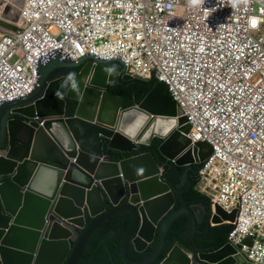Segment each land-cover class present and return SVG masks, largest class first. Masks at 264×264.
<instances>
[{"label": "water", "instance_id": "1", "mask_svg": "<svg viewBox=\"0 0 264 264\" xmlns=\"http://www.w3.org/2000/svg\"><path fill=\"white\" fill-rule=\"evenodd\" d=\"M121 67V60L89 55L71 61L57 52L40 62L30 95L0 104V264H77L92 234L124 212L132 215L121 247L126 264H153L181 216L188 218L190 250L176 244L160 264H239L232 245L210 252L194 240L201 232L197 223L212 208L206 198L189 202L184 195L198 180L190 176L191 167L204 162L210 148L191 149V128L177 120L178 105L163 84L149 94L136 93L134 106L125 108V98L108 91L119 73L134 80ZM68 99L79 103L74 116L67 113ZM156 138L164 142L158 160L144 153L118 162L106 152L127 155ZM108 200L114 208L108 209ZM177 202L180 208L171 212ZM88 216L94 217L90 223ZM235 217L217 207L212 222L222 225ZM159 226L155 250L130 259L128 247L145 252Z\"/></svg>", "mask_w": 264, "mask_h": 264}, {"label": "built area", "instance_id": "2", "mask_svg": "<svg viewBox=\"0 0 264 264\" xmlns=\"http://www.w3.org/2000/svg\"><path fill=\"white\" fill-rule=\"evenodd\" d=\"M18 31L0 38V104L33 92L39 63L121 59L165 83L212 155L201 191L231 213L229 240L264 264V0H25ZM209 188V189H207Z\"/></svg>", "mask_w": 264, "mask_h": 264}, {"label": "trees", "instance_id": "3", "mask_svg": "<svg viewBox=\"0 0 264 264\" xmlns=\"http://www.w3.org/2000/svg\"><path fill=\"white\" fill-rule=\"evenodd\" d=\"M72 81L68 80L62 89V96L66 97ZM159 83L157 79L151 81L137 79L135 81L126 82L120 76L117 80L109 85V92L116 96L125 98V107L129 108L135 104V94L142 92L149 94L152 89ZM169 95V92H167ZM79 103L75 100L68 99L69 116H74ZM163 144L162 140L156 138L151 147L143 146L144 151H151L155 156L159 155V148ZM106 152L112 154L113 160L121 161L126 157L138 154L139 151L132 154H123L121 152L111 151L107 148ZM199 168V167H198ZM184 170H181L183 172ZM196 183H193L192 189L185 194V199L192 202L196 199L203 198L200 193L195 190ZM194 199V200H193ZM109 204V209L114 206ZM180 208V203L174 207V210ZM208 215L205 216L201 223H197V228L201 231L196 234L194 240L196 244L202 248H207L209 251H215L227 243L228 234L231 230L230 225L210 227L209 233H204L208 225ZM89 223L94 220V217L89 216ZM132 221L131 213H120L106 221L101 227L92 234L83 253L77 264H126L122 258V243ZM188 228V218L181 216L176 219L166 237L163 250L159 258L153 264H159L163 261L171 249L176 245H180L185 250H190L189 240L185 235ZM160 227L157 231L156 239L153 244L143 253H137L133 246L128 248V257L134 261L142 260L148 257L154 250L158 241Z\"/></svg>", "mask_w": 264, "mask_h": 264}, {"label": "clouds", "instance_id": "4", "mask_svg": "<svg viewBox=\"0 0 264 264\" xmlns=\"http://www.w3.org/2000/svg\"><path fill=\"white\" fill-rule=\"evenodd\" d=\"M5 1H7V0H0V7L2 6V5H7L8 4V6L7 7H9V5L11 6L10 8H12V5L14 4L15 5V7H18L17 9H18V11H19V14H20V19H19V21L17 22V23H8V25H4V24H1V25H4V27H5V30H14V27L16 26L17 28H18V30H19V26L22 24V8H23V6H24V3H25V0H23L24 1V3H23V5L21 6L20 5V2H21V0H17L16 2H14L13 4H12V2H10L9 0H8V2H5ZM18 2H19V4H18ZM192 2L193 3H195L196 2V0H192ZM17 30V31H18ZM15 31V30H14ZM4 34V33H3ZM2 37V36H1ZM0 37V38H1ZM60 52H62L63 53V51H60ZM64 54V53H63ZM91 55V54H90ZM55 56V55H54ZM86 56H89V55H86ZM86 56H83V57H86ZM91 56H95V57H97L98 59H102V60H106V59H103V58H100V57H98V56H96V55H91ZM83 57H81V58H83ZM50 58V57H49ZM48 58V59H49ZM64 58L65 59H70L69 57H65V55H64ZM80 58V59H81ZM80 59H78V60H72V59H70L71 61H79ZM117 60H121V59H114V60H107V61H117ZM46 61V60H45ZM121 62H122V67H121V69H123V68H125V66H124V63H123V61L121 60ZM97 63V62H96ZM39 65H40V63H39ZM126 69V68H125ZM80 70H81V68H80ZM38 71H39V67H38ZM126 73L127 74H129L128 73V71L126 70ZM124 75L125 74H118V76H117V78H119L120 76L123 78V80H124ZM130 75V74H129ZM133 77V76H132ZM117 78H116V80H117ZM134 78V80H132V81H135V80H137V79H142V80H147V81H151L152 79H154L155 77H153L152 79H144V78H141V77H133ZM155 79H157V78H155ZM38 80H39V78H38ZM68 80H73V77H71V78H69ZM115 80V81H116ZM158 80V79H157ZM114 81V82H115ZM125 81V80H124ZM159 81V80H158ZM68 82V81H67ZM66 82V83H67ZM113 82V83H114ZM126 82H130V81H126ZM37 83H38V81H37ZM159 84H163V85H165L166 87H167V85L165 84V83H162V82H160L159 81V83L157 84V85H159ZM37 85V84H36ZM156 85V86H157ZM65 86V85H64ZM155 86V87H156ZM36 87V86H35ZM35 89V88H34ZM109 89V88H108ZM153 90V89H152ZM34 91V90H33ZM109 91V90H108ZM167 92H169V95H167L168 97H170L171 99H173V101H175L174 100V98L172 97V95H171V93H170V91H169V88L167 87ZM167 92H166V94H167ZM31 94V93H30ZM29 94V95H30ZM27 96V95H26ZM25 97V96H24ZM21 98V97H20ZM18 99V98H17ZM15 100V99H14ZM11 101H13V100H11ZM6 102H8V101H6ZM176 102V101H175ZM5 103V102H4ZM177 103V102H176ZM177 105H178V103H177ZM134 106V105H133ZM126 108V107H125ZM130 108V107H129ZM179 105H178V117H177V120H179V122H181V119H180V111H179ZM185 126V125H184ZM190 132H191V130H190ZM190 135V134H189ZM189 135H188V138H189ZM190 139V138H189ZM191 140V139H190ZM192 141V140H191ZM164 143V142H163ZM199 144H204V145H206L207 147H209L210 148V154H209V156H208V158L212 155V148L208 145V144H205V143H197V144H194L193 143V141H192V146H191V149H195L196 148V146H198ZM144 146H146V145H144ZM152 146V145H151ZM151 146H148V147H151ZM143 146H141L140 148H139V150H137V151H139V153L138 154H135V155H133V156H130V157H134V156H138V155H141V154H144V153H148V154H153L151 151L149 152V151H140V150H142L141 148H142ZM161 147V146H160ZM160 149V148H159ZM137 151H134V152H137ZM133 152V153H134ZM129 154H132V153H129ZM128 155V154H127ZM154 155V154H153ZM155 156V155H154ZM158 157H159V155H158ZM126 158H129V157H126ZM155 158L157 159V156H155ZM207 158V159H208ZM125 159V158H124ZM123 159V160H124ZM206 159V160H207ZM158 160V159H157ZM205 160V161H206ZM122 161V160H121ZM205 161L204 162H199L198 164L197 163H195L193 166H195L196 168H197V172L196 173H194V175H195V178L197 177L198 178V180L195 182L196 183V186H195V190H197L199 193H200V195L203 197V198H201V199H207L208 200V202L211 204V208H212V213H211V215H210V217H209V220H208V225L210 226V227H216V226H222L223 224H229L232 228H234L235 226L233 225V223L236 221V217H235V221H233V222H231V221H224L223 222V224L222 225H217V224H214L213 222H212V218H213V216L216 214V208L217 207H220L224 212H226V213H228L227 211H225L220 205H218V204H216V203H213V201H212V198L209 196V195H207V193H205V192H203V191H201V189H200V182H201V178H200V175H199V172H200V170L202 169V167H203V165H204V163H205ZM118 162H120V161H118ZM192 166V167H193ZM191 167V168H192ZM199 167V168H198ZM162 168V171L163 172H165L166 170H169V166H163V167H161ZM181 170H184L185 171V168L184 169H181ZM180 170V171H181ZM184 171L183 172H181V173H184ZM6 179H8V178H6ZM207 189H209V188H207ZM186 194V193H185ZM184 198H185V195H184ZM108 202L110 203V200H108ZM127 203V202H126ZM178 203V202H177ZM111 204V203H110ZM109 205V204H108ZM113 205V204H112ZM177 205V204H176ZM175 205V206H176ZM174 206V207H175ZM114 208V207H113ZM109 209V208H108ZM174 209V208H173ZM173 209L171 210V212H173ZM175 211V210H174ZM233 212H236V215H237V211L236 210H234V211H232L231 213H233ZM231 213H229V214H231ZM89 217V216H88ZM88 221H89V219H88ZM160 227V226H159ZM159 229V228H158ZM210 230V229H209ZM158 231V230H157ZM229 236H230V234L228 235V238H227V243L226 244H230V245H232L233 247H235V248H237V251H238V254L236 255V257H238V262H239V264H241V260H243V261H245L244 263H242V264H253V262L248 258V256L247 255H244L243 253H241V250H242V245H249V246H252V243H251V240L250 239H245V240H243L242 241V244H233L232 243V241H230L229 240ZM154 243V242H153ZM152 243V244H153ZM225 244V245H226ZM224 245V246H225ZM223 247V246H222ZM221 247V248H222ZM129 248V247H128ZM149 248V247H148ZM220 249V248H219ZM219 249H217V250H219ZM217 250H215V251H217ZM210 252H212V251H210ZM189 255H190V253H189ZM162 262V261H161ZM160 262V263H161ZM159 263V264H160Z\"/></svg>", "mask_w": 264, "mask_h": 264}, {"label": "rangeland", "instance_id": "5", "mask_svg": "<svg viewBox=\"0 0 264 264\" xmlns=\"http://www.w3.org/2000/svg\"><path fill=\"white\" fill-rule=\"evenodd\" d=\"M5 2H8V1H5ZM18 4H19V2H18ZM10 7L11 6L9 5V7H7V10L4 11V9H5V6H4V9H3L2 13L0 14V21H4V22H8V23L9 22L10 23H14L15 22V20L17 19L18 15H19V11L17 9L18 7H15L14 4L12 5V8H10ZM15 23H17V22H15ZM4 30H5L4 25L0 24V35L1 36L3 35ZM244 262L245 261L241 260V264L244 263Z\"/></svg>", "mask_w": 264, "mask_h": 264}, {"label": "flooded vegetation", "instance_id": "6", "mask_svg": "<svg viewBox=\"0 0 264 264\" xmlns=\"http://www.w3.org/2000/svg\"><path fill=\"white\" fill-rule=\"evenodd\" d=\"M197 172V168L195 167V166H193L192 167V172L190 173V176L192 177V178H195V175H194V173H196ZM193 183H195V182H192V186H193ZM192 189V188H191ZM194 199H196V198H194ZM193 199V200H194Z\"/></svg>", "mask_w": 264, "mask_h": 264}, {"label": "bare ground", "instance_id": "7", "mask_svg": "<svg viewBox=\"0 0 264 264\" xmlns=\"http://www.w3.org/2000/svg\"><path fill=\"white\" fill-rule=\"evenodd\" d=\"M7 1H8V0H7ZM9 1L13 3V2H16L17 0H9ZM4 6H5V5H2V7L0 8V14L2 13V11H3V9H4ZM7 6H8V4L5 6L4 11L7 10ZM0 36H1V35H0ZM132 128H133V127H132ZM132 128H131V129H132Z\"/></svg>", "mask_w": 264, "mask_h": 264}]
</instances>
